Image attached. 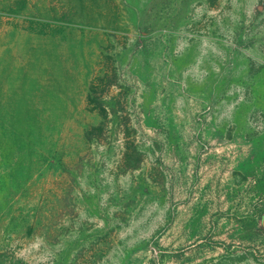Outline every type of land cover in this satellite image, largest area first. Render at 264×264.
<instances>
[{
	"label": "rangeland",
	"instance_id": "obj_1",
	"mask_svg": "<svg viewBox=\"0 0 264 264\" xmlns=\"http://www.w3.org/2000/svg\"><path fill=\"white\" fill-rule=\"evenodd\" d=\"M0 264H264V0H0Z\"/></svg>",
	"mask_w": 264,
	"mask_h": 264
}]
</instances>
